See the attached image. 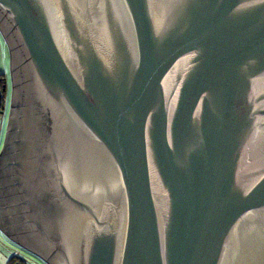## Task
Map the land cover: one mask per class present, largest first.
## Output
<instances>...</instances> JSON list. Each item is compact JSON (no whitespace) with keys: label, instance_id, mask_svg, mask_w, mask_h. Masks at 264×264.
I'll return each instance as SVG.
<instances>
[{"label":"water","instance_id":"water-1","mask_svg":"<svg viewBox=\"0 0 264 264\" xmlns=\"http://www.w3.org/2000/svg\"><path fill=\"white\" fill-rule=\"evenodd\" d=\"M0 35L14 243L264 264V0H0Z\"/></svg>","mask_w":264,"mask_h":264},{"label":"flooded vegetation","instance_id":"flooded-vegetation-1","mask_svg":"<svg viewBox=\"0 0 264 264\" xmlns=\"http://www.w3.org/2000/svg\"><path fill=\"white\" fill-rule=\"evenodd\" d=\"M2 178H5V177L2 176ZM9 180H11V178ZM18 201L19 200H17L16 194H14V193L11 194L9 189H5V190L1 191V193H0V222H1V227L4 228V230L0 227V232L10 241H12V240L6 235V234H8L9 236L13 235V234L11 235V231L13 230V228H12V226L9 225V223L12 221L9 218H11L12 220H14V219L18 220L19 219V218H14V216H13V215H15L14 213H15L16 209L18 208V205H19ZM4 231L6 233H4ZM18 246H20V245H18ZM20 247H22V246H20ZM22 248L25 249L24 247H22ZM25 250H27V249H25ZM27 251L30 252L29 250H27ZM30 253H32V252H30ZM33 255L36 256L35 254H33ZM12 256L13 257H19V254L15 255V256L12 255ZM36 257H38V256H36ZM38 258L40 260H42L45 264H47L42 258H40V257H38Z\"/></svg>","mask_w":264,"mask_h":264},{"label":"rangeland","instance_id":"rangeland-1","mask_svg":"<svg viewBox=\"0 0 264 264\" xmlns=\"http://www.w3.org/2000/svg\"><path fill=\"white\" fill-rule=\"evenodd\" d=\"M7 89H8V91H7L8 94H7V97L4 101V113H3L4 118H3V116L0 117V121H2V118H3V122H4L2 130H0V147L2 145L4 134H5V126H6V120H7V111H8L9 95H10V80H8V82H7ZM16 248L19 250V257L24 258L25 263H23V264H45L38 257L34 256L32 253L28 252L27 250H25L22 247L18 246L17 244L13 243L12 241L7 239L0 232V250H2V251L4 250L5 254L7 252L9 254H12L13 250ZM15 264H17V262Z\"/></svg>","mask_w":264,"mask_h":264},{"label":"crops","instance_id":"crops-1","mask_svg":"<svg viewBox=\"0 0 264 264\" xmlns=\"http://www.w3.org/2000/svg\"><path fill=\"white\" fill-rule=\"evenodd\" d=\"M0 76H4L6 78V81L8 82L9 78V54H8V49L7 46L0 35ZM4 113V112H3ZM3 113H0V117L3 116ZM2 114V115H1ZM4 118V116H3ZM0 121V130H2L4 122ZM12 254H9L8 252L5 254L4 250H0V264H11V258ZM21 260L23 263L24 258Z\"/></svg>","mask_w":264,"mask_h":264},{"label":"trees","instance_id":"trees-1","mask_svg":"<svg viewBox=\"0 0 264 264\" xmlns=\"http://www.w3.org/2000/svg\"><path fill=\"white\" fill-rule=\"evenodd\" d=\"M8 89H7V81L6 78L4 76H0V109H4V101L7 97L8 94ZM23 260L22 258L19 257H12L11 258V264H15L17 262V264H23V262L21 261Z\"/></svg>","mask_w":264,"mask_h":264},{"label":"built area","instance_id":"built-area-1","mask_svg":"<svg viewBox=\"0 0 264 264\" xmlns=\"http://www.w3.org/2000/svg\"><path fill=\"white\" fill-rule=\"evenodd\" d=\"M18 254H19V250L17 248L14 249L13 252H12V255L15 256V255H18Z\"/></svg>","mask_w":264,"mask_h":264}]
</instances>
